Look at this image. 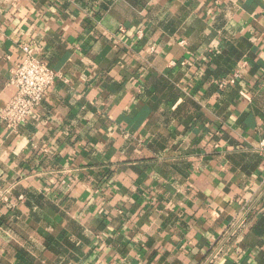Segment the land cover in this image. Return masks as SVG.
Returning <instances> with one entry per match:
<instances>
[{"label":"crops","instance_id":"0c3cea01","mask_svg":"<svg viewBox=\"0 0 264 264\" xmlns=\"http://www.w3.org/2000/svg\"><path fill=\"white\" fill-rule=\"evenodd\" d=\"M25 45L61 79L0 121V264H264V0H0V113Z\"/></svg>","mask_w":264,"mask_h":264},{"label":"built area","instance_id":"2783aa9c","mask_svg":"<svg viewBox=\"0 0 264 264\" xmlns=\"http://www.w3.org/2000/svg\"><path fill=\"white\" fill-rule=\"evenodd\" d=\"M22 50L24 58L12 70L8 83L15 90L14 96L0 113V121L11 132H17L33 116L47 92L61 79L60 73L37 58L31 46H22ZM246 65V62L239 64L230 76L213 83L220 91L237 85Z\"/></svg>","mask_w":264,"mask_h":264}]
</instances>
